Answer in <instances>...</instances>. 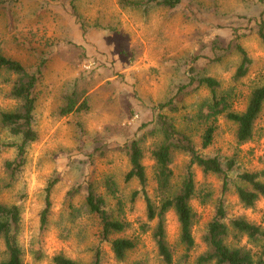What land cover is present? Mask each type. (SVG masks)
Returning <instances> with one entry per match:
<instances>
[{"label": "rangeland", "instance_id": "obj_1", "mask_svg": "<svg viewBox=\"0 0 264 264\" xmlns=\"http://www.w3.org/2000/svg\"><path fill=\"white\" fill-rule=\"evenodd\" d=\"M14 0L8 10H0V51L6 57L34 70L44 62L37 87L33 126L38 140L27 148L25 165L14 180L3 163L13 152L0 153V203L19 207L17 242L23 264H52L50 258L61 254L79 263H88L96 249L102 264H164L152 239L155 220L148 221L144 203L130 205L129 193L135 182L123 183L128 162L120 150L124 143L142 133V125L151 128L158 103L166 100L171 88L184 83L191 66L200 75L220 81L218 95H230L231 109L245 108L250 89L264 81V49L253 33L264 19L260 0H181L173 10L150 8L146 13L121 8L119 0ZM72 6L74 9H72ZM237 34V35H236ZM242 34V35H239ZM246 49L253 64L248 75L231 81L238 56L226 54L218 62L213 44L226 45L235 40ZM193 58H197L193 60ZM14 77L0 73V111L14 110L17 102L8 95ZM83 91L89 109L67 116L57 114L65 92L71 87ZM210 98L202 88L184 100L185 108L166 114L174 126L185 132L199 149L202 125L193 118L198 104ZM253 137L237 144L235 127L219 116L211 145L200 150L204 155L235 156L238 171H264V108L254 123ZM9 140L0 126V142ZM154 138L144 143L143 165L146 190L154 199L153 162L147 152ZM186 157L174 153L171 169L175 188L180 184ZM112 177L125 202L123 219L129 228L114 237L136 241L133 250L121 262L115 260L107 242L98 238V222L85 211L83 193L69 198L72 187L92 182L105 196L103 180ZM50 189V209L46 225L41 227L45 189ZM197 190L208 193L201 202H190L194 212L190 250L179 241V225L173 211L164 218L165 239L172 253L171 264H196L206 251L202 242L214 206L222 200L228 218L242 216L264 228V199L252 208H244L234 189L221 195V182L214 175H203L194 168ZM9 184V185H7ZM107 208L114 200L106 197ZM227 242L245 246L252 253L261 251V243L246 237L238 242L230 235ZM3 246L0 242V259Z\"/></svg>", "mask_w": 264, "mask_h": 264}, {"label": "trees", "instance_id": "obj_2", "mask_svg": "<svg viewBox=\"0 0 264 264\" xmlns=\"http://www.w3.org/2000/svg\"><path fill=\"white\" fill-rule=\"evenodd\" d=\"M14 0H0V10H8ZM74 0L69 3L73 4ZM264 3V0H260ZM123 9L146 13L150 8H163L173 10L181 0H119ZM72 9L74 7L72 6ZM264 49V19H259L255 28H252ZM237 35V34H236ZM235 35V36H236ZM242 35V34H239ZM218 62L223 55L234 53L238 56V63L231 75V81L237 83L245 78L253 64L252 58L246 49L235 40L226 45L212 46ZM197 58H193L195 60ZM44 62L34 70L29 71L20 62L6 57L0 51V73L12 75L8 95L17 102L14 110L0 111V126L8 135L9 140L0 142V153L11 150L13 156L3 163L4 171L10 180H14L25 165L27 148L38 140V133L34 129V110L37 102V87L42 78ZM189 76L184 83L174 86L165 101L158 103V113L151 128L142 125V133L124 143L120 148L128 162V169L123 175V183L135 182L138 188L128 195V203L134 204L142 200L145 215L148 221L155 220L152 229V239L157 253L164 264L172 263V253L165 239L164 218L168 211H173L179 225V241L190 250L194 246L192 226L194 212L190 202L199 198L204 202L208 193L197 190L194 181V168H198L203 175H214L221 182V195L224 196L230 189H234L238 202L244 208H252L259 199H264V171H238L235 156L224 157L220 155H204L200 150L207 149L213 140L216 130V120L219 116L235 127V140L237 144H244L253 137L254 123L264 108V81L250 89L245 108L242 111L231 109L230 95H218L220 81L212 76L200 75L196 67L191 66ZM205 88L210 98L201 101L196 109L194 119L202 125L199 149L185 132L177 129L171 119L159 110L177 113L185 108L186 97L194 95L198 90ZM74 89L65 92L57 109L59 116L86 112L89 109L84 92ZM154 138L147 152L152 165V178L155 183L154 199L146 190L147 175L143 159L145 157L144 143ZM174 153L184 155L186 163L180 184L173 185L171 163ZM9 185V184H7ZM51 181L45 189L44 207L40 214L41 227L46 225L47 214L50 209ZM105 196L97 192L92 182L72 187L68 197L72 198L83 193V207L85 211L94 216L98 222V238L100 242H107L112 256L121 262L127 253L134 249L136 241L128 237H114L124 233L129 228L122 214L125 202L121 199L119 188L112 177L103 180ZM106 197L114 200V208H107ZM20 210L16 205L0 203V242L3 246L0 264H23L22 251L17 242ZM238 242L246 237L252 243H261V251L252 253L245 246L233 245L227 242L229 236ZM202 242L206 251L196 258V264H264V228L261 225L249 222L242 216L228 218L222 200L214 206V213L205 226ZM52 264H102L100 250L96 249L88 263H79L61 254L50 258Z\"/></svg>", "mask_w": 264, "mask_h": 264}]
</instances>
